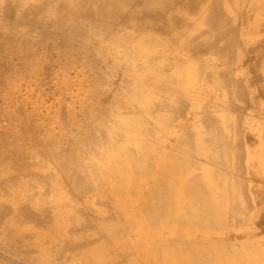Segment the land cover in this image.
<instances>
[{"label": "bare ground", "instance_id": "obj_1", "mask_svg": "<svg viewBox=\"0 0 264 264\" xmlns=\"http://www.w3.org/2000/svg\"><path fill=\"white\" fill-rule=\"evenodd\" d=\"M0 18L39 27L41 41L58 37L62 46L53 50L61 56L84 49L83 38L98 43L100 37L119 60L126 89L118 99L111 82H100L109 89L101 92L105 102L84 108L88 123L72 135L74 145L70 136L39 152L28 151L16 137L0 142V248L22 260L0 253V264H251V241H237L245 235L230 232L251 225L256 207L242 180L241 116L232 124L237 137L231 147L220 108H201L203 98L191 93L221 96L229 111L230 97H247L244 80H233L231 73L249 67L241 45L264 40V0H0ZM31 32L21 39L24 47L33 40ZM257 66L263 77L264 61ZM179 120L185 122L179 126ZM235 149L230 201L222 167ZM197 153L203 164L194 160ZM254 236L264 253V238Z\"/></svg>", "mask_w": 264, "mask_h": 264}, {"label": "rangeland", "instance_id": "obj_2", "mask_svg": "<svg viewBox=\"0 0 264 264\" xmlns=\"http://www.w3.org/2000/svg\"><path fill=\"white\" fill-rule=\"evenodd\" d=\"M37 30H39V27H33L32 28V26H25V25H22L20 23H17L15 25H10V23L8 21H6L4 18H0V77H1V79H3V80H0V89H1L0 90V105L2 106V108L0 106V112H1L0 113V118L2 117L0 119L1 120L0 121L1 122L0 125L2 126V128L0 126V129H1L0 130V142L1 143L2 142L5 143L4 140H6L7 138L10 139V140H12L14 137H16L17 138L16 140H18L20 142L21 146L24 147L25 149H27L28 151L31 150V151H37V152H39L40 149L42 148V146L44 144L47 145V146H54V145H51L50 143L53 142V141H58V143H60V142L62 143V141L65 142L63 139H65L67 141L68 136H70L68 140H69V143H71L72 140H73L72 135L74 133H76L77 131H79V130H83L86 127L88 121L85 119V113L88 112V111H90L91 108L95 104L99 103L100 101L103 102V103L105 102L104 100H102V99H104V97L101 95V92L103 91V89L105 88V86L103 87L102 84H100L101 81H103L104 83H106V82H109L110 83L111 82V85H110V88L109 89H110V91H116L117 92L118 99L119 98L122 99V97L126 95V91H125L126 89H125L124 86L121 85V76H122V73L120 74V76L118 75V72L120 71L119 70L120 67L117 65V63H118L119 60L117 58L113 57V55L111 54V51L109 50L110 47H108V42L107 43H102L100 37H97V39H98L97 42L98 43L89 42L87 39L83 38L82 39V42H83L84 49L81 47L78 50H74V52H71L70 49H69V50L63 51L64 55L62 54V56H61V55H59L58 52H56L55 50H53L54 49L53 47L55 45L62 46V40L55 36V37L50 38V39H48L46 37V38H44L41 41V39H39V38H41V36H40L39 33L36 32ZM28 31H32L30 33L31 35H28V36H31L33 38V40L30 42V44H28L26 47H24L23 44H22L24 41H21V39H25L27 37V35H26L27 33L26 32H28ZM6 35L9 38L6 37ZM24 36H25V38H24ZM43 36H45V35H43ZM71 43L73 45H75L74 42H71ZM88 46L89 47L91 46L93 48L89 49ZM246 46H249V45L246 44ZM1 47L3 49H1ZM37 50H38V52H40L39 54H38ZM11 56H12V58H11ZM243 57H241V58H243ZM32 58H34V59H32ZM43 58L46 59V61ZM241 58H240V61L242 60ZM41 60H42V62H40ZM245 60L247 61V58H245ZM11 61H12V63H11ZM34 61H36L38 64L36 62H34ZM1 62L2 63L4 62V63L2 64ZM17 62L19 64V66H18V64L16 66V63ZM5 63H6L7 66L5 65ZM7 63H10V64H7ZM59 63H60V65H59ZM40 65H42V66H40ZM10 67L12 69H10ZM33 67H34V69H33ZM41 67H43V69ZM116 67H118V68H116ZM76 70H78V71H76ZM13 71L15 73L16 72L17 73L14 74ZM36 71H38V72H36ZM126 71H130V69H126ZM5 73L7 75H5ZM10 74H12L14 77L12 75H10ZM61 74H62V77L64 76L67 80H68V78H71L69 76H73L71 78L72 80L69 79V82H68L63 77L61 79L63 81H61L60 80ZM46 76L48 77V80L46 79L47 78ZM49 76H50V79H49ZM126 76L128 78H133V76H131V74H126ZM28 77L30 78L31 81L28 80L29 79ZM39 77H40L41 82L44 79H46L47 82L50 80L48 82V85L45 84V83H47L45 80L41 83L40 80H39ZM44 77H46V78H44ZM55 77L58 79V81L60 80L59 82H62V84H60L59 89H57L58 86H56L59 82H57V84H55L56 82H54V80H53V79H55ZM74 77H75V79H73ZM19 79H21V82L19 81ZM93 79H95V80H93ZM22 80H24V81H22ZM35 80H36V82H35ZM9 81H11V82H9ZM15 83H17V84H15ZM43 83L46 86L43 85ZM91 83L93 84V86H92ZM33 85L36 88L34 87V89H33ZM61 86H63V87L61 88ZM67 87L70 89V91H69V89H67ZM64 88H65V90H64ZM13 89L14 90L17 89V90L14 91ZM26 89H27V91H26ZM109 89H104V90H107L109 92ZM10 90L11 91L13 90V92H11ZM59 90L60 91L62 90L61 91L62 94H61V92ZM4 91L6 92L7 95L5 94ZM23 91L26 92V93H24ZM57 91H59V94L58 95H57V93H58ZM63 91L66 92V93H64ZM198 91H200V90H198ZM198 91L197 92H194L193 91V93H191V94H193V95L196 96V95L199 94ZM201 92L202 91H200V93ZM70 93L73 94V95H71ZM10 94L12 96H10ZM24 94H25V96L27 98L24 96ZM40 94H41V96H40ZM82 94H84V95H82ZM121 94H123V95H121ZM21 95H22V97H21ZM53 95H56V96H53ZM69 95H71L72 97L69 96ZM5 96L6 97L8 96V97L6 98ZM57 96L59 97V99L57 98L58 100L56 99ZM61 96H63V97H61ZM127 96H130V94H127ZM46 97L47 98L49 97V98L47 99ZM60 97H61V99H60ZM199 97H200V94H199ZM1 98H2V100H1ZM21 98H22V100H21ZM25 98L28 99V100H25ZM62 98H63V100L66 99L65 102L62 101V102H64V105H65L64 107H63V104H60V103H62L60 101V100H62ZM79 98H81V99L78 100ZM12 100L15 101V102L17 101L16 104H18V106L16 104H14L12 102ZM29 100L31 101V103H30ZM33 100H36V101H33ZM37 100H39L40 102L37 101ZM7 102H8V104H7ZM18 102L21 104L22 107L19 105ZM4 104L5 105L7 104V107L6 106L4 107L3 106ZM83 105L85 107H83ZM12 106H13L14 109L12 108ZM59 106L61 108L62 107L63 108L62 109L60 108V110H59L58 109ZM223 106L225 107V104ZM133 107H135V105H133ZM30 108H32V109L30 110ZM84 108H86L88 111L86 109H84ZM226 109L228 111V108L227 107H226ZM6 110H8V112ZM14 110H15V112H14ZM63 110L66 113L63 112ZM186 111H189V109L188 110H185L183 112V115L184 116L189 115V112H186ZM5 112H6V115L7 116L5 115ZM36 113H37V116H36ZM16 114H18V116H16ZM43 114H45V115L43 116ZM58 114L59 115L62 114L61 117H58L59 116ZM64 115H65L66 119L65 120L63 119L62 120V118L64 117ZM3 116H4V119H3ZM26 116H27V120L29 122L26 121V119H25ZM40 116H41V118H40ZM28 118H30L31 120L28 119ZM53 118L56 119V120H54V122L52 120ZM32 119H33V121L35 120L36 122L39 121V122H37L38 125L37 124L35 125L36 122L34 121V123H33L32 122ZM20 120H21V122H20ZM2 121H4L5 123L2 122ZM8 121H9V123H8ZM30 123H31V126H29ZM150 123H153L152 120L150 121ZM53 125H54L55 129H54ZM20 126L22 127V129L24 127V130L27 128L26 129L27 131L26 130L24 131V130L20 129L21 128ZM28 127H31V129H29ZM71 127L74 128V129H72ZM39 130H40V132H39ZM241 130H243V128H241L239 130V133L238 134H240ZM50 131H53V132L51 133ZM16 132L18 134H16ZM29 132L32 133V134L34 133L35 135L33 134V136H32L31 134H29ZM163 134L164 133L161 132V135H163ZM2 135H4V139L3 140L1 138ZM23 135L25 137H22ZM31 137L32 138H35V139H32ZM23 139H25L24 140L25 142L23 141ZM235 140H236V138H235ZM39 142L40 143L42 142V143L40 144ZM22 143H24V144H22ZM30 144H32V145L30 146ZM71 144L74 145L73 142ZM230 154L232 155L233 153H230ZM226 157H229V156L226 155ZM227 164H228V162H227ZM224 166H225V170H228V167H230V166H227V165H224ZM222 169L224 170L223 167H222ZM230 170H231V167H230ZM0 201L1 202H4L5 201L4 197H0ZM254 204H255V201H254ZM262 205H264V204H262ZM259 207H260V205H256V207H255V213H253L255 215H253L250 218V220L252 221V224L249 225L248 227L247 226L246 227L239 226L240 229H243V228L244 229H248V228H250V227L253 226L254 222L260 223L261 221H264V218H263V216H262V214H261V212L259 210L260 209ZM261 208H262V206H261ZM262 226H264V223L262 224ZM190 229L195 232V229L193 227H190ZM250 236H252L251 241H256L257 240V239H255V240L253 239V237H254V234L253 233ZM261 236H262L261 238L263 239L264 238V234L261 235ZM242 237H244V236H242ZM256 238H258V237H256ZM257 246L258 245H257L256 242H252V248L256 251V253L254 255H250V263L251 264H264V255H263L264 253L261 252L262 249L256 248ZM1 250H2V252H1ZM0 253L1 254H5V256L2 255L3 257L1 256V258H4V257H7L8 258L9 257V258H12V259H10L12 261H14V259L16 260V262L17 261L18 262L19 261H22V260H19L20 258L18 256L12 255L10 253H7V251L4 252V249H2V248H0ZM256 254H257V257H259L258 260L254 259V256ZM258 254H259V256H258ZM143 257L144 256H141L140 258L141 259H144ZM24 262H26V261H24Z\"/></svg>", "mask_w": 264, "mask_h": 264}, {"label": "crops", "instance_id": "obj_3", "mask_svg": "<svg viewBox=\"0 0 264 264\" xmlns=\"http://www.w3.org/2000/svg\"><path fill=\"white\" fill-rule=\"evenodd\" d=\"M241 46L240 47L242 48V51L244 52V55H243L244 58L245 57L250 58L251 60L249 63H251V64L248 63L249 67L241 68L242 71L239 70V67L232 68L233 70H232L231 74H232L233 80H235V81L237 79L244 80V82H245L244 87L247 90V94H246L247 97L244 98L243 101L238 99L236 97V95L230 97L229 101L232 104L229 106L232 107V109H231V111H229V110L227 111L226 106L225 107L223 106L225 104L223 97L220 96L216 99H212V98L210 99V97L205 96V94L202 91V93L200 94V97L203 98V103L201 105L202 106L201 108L209 107L210 104L216 105L220 108L221 117H219L218 119L223 118V123H226L227 124L226 126H228L227 130H226L227 131L226 138H228L229 142L232 144V145H230L231 147L236 146L234 141H235V138L237 137L235 132H234V127L232 126V124L234 121H236L237 117L241 116V117H239L238 121L243 122V125H242L243 130H241V132H240V134H241L240 138H242L241 139L242 140L241 151H242V155H243L242 156V158H243L242 164L244 166V171L242 172V176H243L242 180H244V182L246 184H248V191H249L248 192L249 193L248 199L249 200L252 199L253 201H255L256 205L262 206V208H260L259 210H260L262 216L264 217V205H262V204H264V95H263L264 94V89H263V87H264V76L262 74L261 76H263V77H260L261 69L258 68V66H257L258 62L264 61V57H263L264 56V52H263L264 51V40H261V41L258 40V42L256 44L251 45V46H246V45L244 46V44ZM256 59H257V62H256ZM253 65L255 66V68L253 67ZM247 69L249 72H246ZM248 77H250V78H248ZM255 78H257V79H255ZM260 87H261V89H260ZM259 91H260V93H259ZM196 96L199 97V94ZM183 122H185V121H183ZM183 122L180 121L178 123V125L181 126ZM229 124H231V125L229 126ZM175 138H176L175 136L171 137V138L167 139V141L171 142V141L175 140ZM165 139H166V137H164V140ZM182 152L187 154V152L185 150H182ZM234 152L235 153H233L232 155L230 153H228L229 157L225 158L226 161L228 162L227 166L232 167V165H234L235 160H236L234 157V155L236 154V149ZM202 159H203V157L201 155H199L198 153L194 154V160L196 161V163L200 164V162L203 161ZM202 164H203V162H202ZM230 167H228V170H225V166L223 165V168H224L223 171L224 172L222 174H226V176H227V187H229L227 197L231 201L234 198V191L232 189L233 188L232 182L235 180L236 177L234 174L235 171L231 172ZM177 186H178V184H177ZM258 224L260 226H258ZM263 228L264 227L261 226L260 223L254 222L253 226L248 228V229H244V228L240 229L239 228L236 230V229L232 228L231 229L232 231L230 230V232L234 236L236 235L237 237L238 236L240 237V234L245 235L244 237L237 239V241H241V240H245V239L251 241L252 236H250V235L252 233L254 235L257 234V236L263 235L264 234ZM255 238L256 237L254 236L253 239L255 240ZM252 242H256V241H251V243ZM256 248L260 249L261 247L257 246Z\"/></svg>", "mask_w": 264, "mask_h": 264}]
</instances>
